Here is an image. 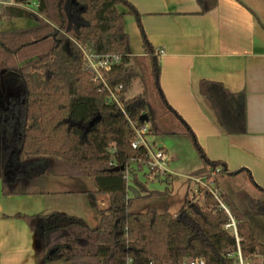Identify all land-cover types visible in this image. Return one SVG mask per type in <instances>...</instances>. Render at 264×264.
<instances>
[{
    "label": "trees",
    "instance_id": "16d2710c",
    "mask_svg": "<svg viewBox=\"0 0 264 264\" xmlns=\"http://www.w3.org/2000/svg\"><path fill=\"white\" fill-rule=\"evenodd\" d=\"M14 1L19 5H7L0 16L27 18L34 24L0 30L3 193L43 192L39 181L57 172L88 177L95 185L89 193L92 198L97 193L110 198L109 206L99 209L101 220L96 227L63 211L16 214L35 235L37 263L181 264L186 258L204 257L209 264H236L227 257L236 249L234 233L224 228L230 217L208 188L196 192L189 184L184 204L175 213L156 206L131 210L136 199H165L173 185L171 174L162 180L164 190L151 189L149 179L141 180L146 151L132 146L136 137L132 124H149L152 137H189L202 161L191 175L210 179L218 166L222 167L218 175L240 173L228 172L225 162L209 159L195 132L167 102L159 84L158 50L148 39L133 4L129 0ZM32 1L37 2L34 10L20 5ZM198 2L203 12L213 6L207 0ZM127 13L135 15L141 28L143 55L131 51L124 23ZM86 47L96 53L121 55L119 63L103 71L104 81L95 80L87 68ZM137 65L143 67V74ZM138 78L144 79V89L129 96ZM105 83L110 87L122 84L119 103L110 99ZM199 90L228 134L247 132L244 91L232 92L214 80H201ZM164 113L171 122L165 129L159 119ZM145 114L148 120L142 119ZM117 166L122 168L117 170ZM131 185L140 191L139 196L131 194ZM221 200L238 222L243 254L250 261L256 255L264 256V243L255 237L250 221L254 215H264V197L248 196L243 207L226 194Z\"/></svg>",
    "mask_w": 264,
    "mask_h": 264
},
{
    "label": "crops",
    "instance_id": "0c3cea01",
    "mask_svg": "<svg viewBox=\"0 0 264 264\" xmlns=\"http://www.w3.org/2000/svg\"><path fill=\"white\" fill-rule=\"evenodd\" d=\"M129 2L139 12L148 39L161 52L159 84L167 102L195 132L209 159L225 162L228 172L240 171L218 175L217 183L229 197L237 191L236 180H246L247 186L264 195V0H207L213 6L205 12L198 0ZM124 23L133 55H143L137 18L127 13ZM201 80L222 82L232 92H245L247 132H226L200 93ZM164 117L170 122L167 113ZM177 136L183 135L171 137ZM156 142L166 147L162 141ZM165 149L174 185L172 157ZM60 176L83 177L50 173L39 181L43 192L4 195L0 162V264H38L35 235L18 213L63 211L85 218L93 227L100 224L101 214L95 210L109 206V195L97 193L92 198L89 193L95 189L94 183L91 188L61 191L57 187ZM233 201L243 207L242 201ZM250 221L255 237L264 243V215H254Z\"/></svg>",
    "mask_w": 264,
    "mask_h": 264
},
{
    "label": "rangeland",
    "instance_id": "374dc122",
    "mask_svg": "<svg viewBox=\"0 0 264 264\" xmlns=\"http://www.w3.org/2000/svg\"><path fill=\"white\" fill-rule=\"evenodd\" d=\"M31 8H35V5H31ZM4 11V7H0V12ZM1 22H0V30H14V29H20V28H26L29 26H32L34 24L33 20L27 19V18H15V17H6V16H0ZM138 66V65H137ZM138 70L140 73H144L143 67L140 65L138 66ZM3 66L0 62V76L3 72ZM144 71V72H143ZM145 76V74H144ZM144 79L138 78L133 82V85L131 89L128 92L129 96H134L138 92L142 91L144 89ZM151 101L153 104H157V98L153 91H151ZM160 123L162 127L169 128L171 126V122L168 121V118L166 119L164 117V114L160 116ZM175 135H160V136H154L152 138L153 141H162L169 151L171 153L172 157V165L174 166L175 173L173 175L174 178V185H173V194L170 195V198H149V199H136L131 207L132 211H145L148 207L156 206L159 210L163 211L166 206L168 205L169 209L171 211H178L182 207L185 201L186 197V190L187 185L191 184L192 187L196 188L193 182H189L188 176L190 175V172H192L195 169H198L201 167L202 161L199 158V155L190 140L189 137L186 135H183L181 137H171ZM141 180H144V178L149 179V188L151 189H158V190H164L165 184L163 183V178H153L151 180L149 178V172L147 168L140 171ZM129 174V181L131 182ZM59 184L57 185L58 189L61 191H68L72 189H78L83 187H93V181L88 177H66V176H60L57 177ZM79 180V182H73L71 180ZM246 180H236L234 187L237 189L235 193L229 197L231 201L233 199H237L239 201H242L243 206L247 204V197L250 196L252 198H260L262 199L264 195L257 191L254 187L247 186ZM216 187L221 192V195H225L227 192H225L224 188L220 184H216ZM133 195V193L131 192ZM229 195V193H228ZM87 200L90 201L89 197H86ZM167 203V204H166ZM99 213V209L95 210ZM254 263L253 264H264V256L262 255H256L254 256Z\"/></svg>",
    "mask_w": 264,
    "mask_h": 264
},
{
    "label": "built area",
    "instance_id": "2783aa9c",
    "mask_svg": "<svg viewBox=\"0 0 264 264\" xmlns=\"http://www.w3.org/2000/svg\"><path fill=\"white\" fill-rule=\"evenodd\" d=\"M16 3L14 0H0V7H6L7 5H14ZM21 6L26 7L28 9L31 8V5L37 6V2L32 1L30 3H20ZM34 8V9H35ZM33 9V10H34ZM1 22V19H0ZM159 55L161 52L158 50ZM84 54L86 58L87 68L94 73V79H102L103 71L110 70L113 64L119 63L121 61V55L117 53H96L90 47L84 48ZM106 87L109 90L110 99L119 103L118 92L123 88L122 84L117 85L115 87H110L107 83H105ZM136 137L132 141V146L134 148L143 147L146 151L147 162L145 164V168H147L149 172V178H164L166 175L170 174L169 169V153L165 149L164 146L159 145L156 141L152 140V136L149 134V124H145L143 126L138 127L135 124H132ZM222 167L218 166L215 170H212L210 175V179L206 176H188L189 182H193L195 185V191L198 192L200 187L208 188L214 196L220 201L221 205L224 207L226 212L228 213L230 219L227 224H225L224 228L228 231L234 233L236 238V249L229 251L227 253V257L233 259L236 264H253L254 261H250L242 252L240 237L238 235V222L235 217L231 214L229 208L223 203L221 200V192L216 187V183L214 181V177L220 174ZM126 177L129 178V175L126 174ZM131 261V260H130ZM151 264H154L151 262ZM181 264H209L206 258L204 257H194V258H186Z\"/></svg>",
    "mask_w": 264,
    "mask_h": 264
},
{
    "label": "water",
    "instance_id": "95a60500",
    "mask_svg": "<svg viewBox=\"0 0 264 264\" xmlns=\"http://www.w3.org/2000/svg\"><path fill=\"white\" fill-rule=\"evenodd\" d=\"M143 120H148V116L145 114L143 117H142ZM94 121V120H93ZM122 167H119L117 166L116 169L119 170L121 169ZM130 190L131 192L133 193L134 196H139L141 193L140 191L133 185L130 186Z\"/></svg>",
    "mask_w": 264,
    "mask_h": 264
}]
</instances>
